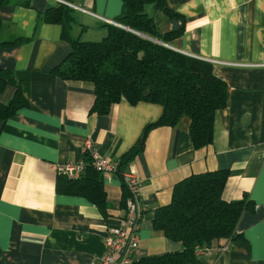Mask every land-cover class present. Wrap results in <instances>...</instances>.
Instances as JSON below:
<instances>
[{
  "label": "crops",
  "instance_id": "obj_1",
  "mask_svg": "<svg viewBox=\"0 0 264 264\" xmlns=\"http://www.w3.org/2000/svg\"><path fill=\"white\" fill-rule=\"evenodd\" d=\"M64 1L77 8L56 0L0 5V42L24 39L0 44V77H11L22 97L15 112L0 119V264H86L102 255L106 231L119 225L128 197L121 177L117 171L102 173L106 200L99 208L84 196L57 191L53 166L83 158L87 144L119 162L141 137V150L125 168L139 179L143 205L130 264L181 250L180 242L153 227L155 212L170 202L177 182L217 169L229 172L223 198L247 195L254 209L243 212L239 237L223 249L197 253L194 264H264V0H167L178 14L177 28L170 16L149 8L159 31L181 29L164 45L210 62L226 83L213 140L200 148L193 146L187 117L146 129L162 106L123 97L98 114L91 111V82L50 73L70 47L61 37L62 24L43 21L44 12L70 8L79 31L70 34L69 28L70 37L80 38L88 27L95 31L85 38L97 41L106 34L102 19L116 21L122 11V0ZM13 92L14 87L5 89L3 103Z\"/></svg>",
  "mask_w": 264,
  "mask_h": 264
},
{
  "label": "trees",
  "instance_id": "obj_2",
  "mask_svg": "<svg viewBox=\"0 0 264 264\" xmlns=\"http://www.w3.org/2000/svg\"><path fill=\"white\" fill-rule=\"evenodd\" d=\"M6 2L0 0V5ZM149 8L173 20L178 18L167 0H122V11L115 21L121 26L106 23V34L97 41L70 37L69 28L74 22L70 8L58 5L48 9L43 21L62 24L61 37L70 47L50 73L63 79L91 82L95 97L91 111L98 114H106L122 97L131 103L160 104V117L146 129L173 126L187 117L194 148L206 146L213 140L215 112L226 105V83L213 74L210 62L164 45L181 29L159 31ZM23 40L16 38L0 44L10 46ZM8 87H14V92L5 104L1 95ZM20 101L18 84L11 77H0V119L12 115L21 105ZM142 143L141 137L121 156L116 169L120 177L132 157L141 150ZM228 175V170L217 169L191 174L177 182L170 202L156 210L153 227L167 238L180 242L181 250L146 256L132 264H194L199 250L224 247L239 237V220L246 210L253 211L254 202L247 195L236 200L223 198ZM56 189L84 196L99 208L106 200L102 173L90 165L78 179L58 174Z\"/></svg>",
  "mask_w": 264,
  "mask_h": 264
},
{
  "label": "built area",
  "instance_id": "obj_3",
  "mask_svg": "<svg viewBox=\"0 0 264 264\" xmlns=\"http://www.w3.org/2000/svg\"><path fill=\"white\" fill-rule=\"evenodd\" d=\"M56 1L66 6L77 8L73 4L64 0ZM102 21L109 24L119 25L110 19L104 18ZM118 164L119 162H111L106 157L99 155L97 151L91 148L90 144H87L83 152V158L74 162L56 163L53 168L59 175H63L69 179H78L88 165L100 173H107L115 172ZM121 180L127 189L128 197L125 201L122 216L119 219V225L114 228H109L106 231V251L98 257H93L86 264L131 263V254L137 247L136 232L139 229L140 219L143 213V205L141 203V198L139 197V179L135 172L130 169L125 170L121 174ZM214 248L223 249L225 246L203 248L199 250V253L210 251Z\"/></svg>",
  "mask_w": 264,
  "mask_h": 264
},
{
  "label": "rangeland",
  "instance_id": "obj_4",
  "mask_svg": "<svg viewBox=\"0 0 264 264\" xmlns=\"http://www.w3.org/2000/svg\"><path fill=\"white\" fill-rule=\"evenodd\" d=\"M76 24H74V23H72L71 24V27H70V34H74V33H78L79 31H78V28H76V26H75ZM101 28V27H100ZM85 29V28H84ZM90 31H95V29H88V27H86V29L82 32V30H81V37H80V39L81 40H88V41H91V40H94L95 41V39H97V38H85V35L87 34V33H91ZM92 34V33H91ZM77 35H75V37H76ZM139 188H140V184H139ZM140 191V190H139ZM140 198H141V195L139 196Z\"/></svg>",
  "mask_w": 264,
  "mask_h": 264
},
{
  "label": "water",
  "instance_id": "obj_5",
  "mask_svg": "<svg viewBox=\"0 0 264 264\" xmlns=\"http://www.w3.org/2000/svg\"><path fill=\"white\" fill-rule=\"evenodd\" d=\"M172 23H173L174 28H177V22L175 20H172Z\"/></svg>",
  "mask_w": 264,
  "mask_h": 264
}]
</instances>
